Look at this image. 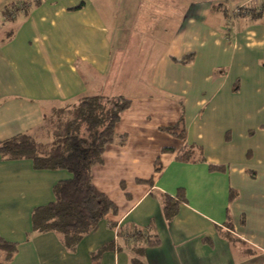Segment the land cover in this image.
Instances as JSON below:
<instances>
[{"label": "crops", "instance_id": "crops-1", "mask_svg": "<svg viewBox=\"0 0 264 264\" xmlns=\"http://www.w3.org/2000/svg\"><path fill=\"white\" fill-rule=\"evenodd\" d=\"M21 1L0 0V141L85 95L130 105L114 128L124 143L107 144L91 169L117 210L74 250L31 229L32 210L70 173L0 157V235L17 244L9 264H264V14L239 12L264 0H120L119 10L117 0H26L27 14L3 13ZM117 14L122 45L104 38ZM181 114L184 139L161 130ZM185 143L204 160H177ZM164 194L183 198L169 220Z\"/></svg>", "mask_w": 264, "mask_h": 264}, {"label": "trees", "instance_id": "trees-1", "mask_svg": "<svg viewBox=\"0 0 264 264\" xmlns=\"http://www.w3.org/2000/svg\"><path fill=\"white\" fill-rule=\"evenodd\" d=\"M38 3L40 0H34V4ZM28 4L29 1L26 0L21 3H12L10 8L4 9L3 13L8 18L13 17L19 11L27 14ZM79 6L80 4L75 8ZM251 10L252 12L250 9L248 12L253 18L264 14L253 8ZM11 33L12 31H9L7 35ZM192 56L193 54L189 53L179 59V62L186 63ZM129 105L130 100L122 95H85L77 103L72 104L70 108L72 110L65 109L68 110L70 117L59 125L57 134L54 135L56 141H53L51 145L36 137L38 129L43 126L46 115L43 123L35 129L0 141V157L5 160L29 159L35 169H64L70 173V177L54 184L52 201L32 210V232L52 231L59 236L67 249L74 250L79 240L89 233L99 220L108 213L116 212L117 207L114 202L93 184L91 169L94 165L102 163V153L107 144L124 143L125 136L118 135L114 128L122 111ZM59 110L65 111L61 107ZM161 130L184 139L183 114L175 124L161 127ZM162 151H173V149L163 148ZM175 158L186 162L204 160L201 147L193 143H185L176 152ZM209 169L222 170L223 165L209 164ZM231 197H233L232 192L229 195V198ZM182 200L180 195H162V212L165 219L172 218L178 203ZM116 233L125 237H143L147 240V237L137 230L129 234L116 226ZM156 242L157 239L152 238L147 241V245H154ZM16 250V243L6 241L0 235V253L3 254L2 257L0 256V264H9ZM137 250V253H140V249ZM131 264L142 263L133 258Z\"/></svg>", "mask_w": 264, "mask_h": 264}, {"label": "rangeland", "instance_id": "rangeland-1", "mask_svg": "<svg viewBox=\"0 0 264 264\" xmlns=\"http://www.w3.org/2000/svg\"><path fill=\"white\" fill-rule=\"evenodd\" d=\"M104 1H106V0H104ZM119 2H120V0H117V3H116V9L117 10H119L120 7L122 8V6ZM105 6L109 7V3H104L103 7H105ZM244 7H246V8H243V7L240 8L239 12L240 11H242V12H248L249 11L247 6H244ZM250 12H252L251 9H250ZM116 16H117V19H115L114 21L108 20V19L103 21L102 24H105V28H106L105 33L107 34V35H105L104 38L106 40H110V41H112L115 38L117 41V44L122 45V42L124 43L125 39L128 37V36H126V37L124 36V32H125L124 29L123 30L121 29L122 33H120V35L113 36V33L117 32V28L115 27L117 24L126 25L127 21H124L122 19V17H120V14H117ZM4 28H6V27L4 26ZM7 29H8V27L6 28V30ZM149 38H153V36H151ZM114 54L116 55L115 65L120 66L121 62L122 63L127 62V59L123 58L124 57L123 52H118V53L113 52V55ZM135 70L136 69H134V70L130 69L129 71L127 70V75L133 74L135 72ZM129 72H131V73H129ZM66 106H68V107H61V108H63L64 110L66 108L70 109L72 105H66ZM59 108H55V109L47 112L43 126L40 129H38V131L36 133V137L39 140H41L42 142L48 143L49 145H51L53 141H56L54 135L57 134V131L59 129V125H61V123L64 122L65 119L70 117V116H68V110L62 111V110H59ZM70 110H72V109H70ZM70 110H69V112H70Z\"/></svg>", "mask_w": 264, "mask_h": 264}, {"label": "built area", "instance_id": "built-area-1", "mask_svg": "<svg viewBox=\"0 0 264 264\" xmlns=\"http://www.w3.org/2000/svg\"><path fill=\"white\" fill-rule=\"evenodd\" d=\"M251 7L257 11H261L262 13H264V2H254V5H251Z\"/></svg>", "mask_w": 264, "mask_h": 264}]
</instances>
